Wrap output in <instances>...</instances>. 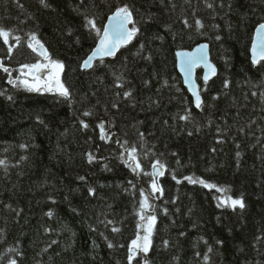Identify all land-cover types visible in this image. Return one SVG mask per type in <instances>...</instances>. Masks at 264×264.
<instances>
[{"label":"trees","instance_id":"obj_1","mask_svg":"<svg viewBox=\"0 0 264 264\" xmlns=\"http://www.w3.org/2000/svg\"><path fill=\"white\" fill-rule=\"evenodd\" d=\"M46 3L0 0V27L21 38L19 46L0 40L9 70L0 68V264H129L131 241L146 234L144 197L156 222L147 257L138 252L132 264H264V62L254 66L250 53L264 0ZM123 5L139 32L85 72L99 40L85 17L102 30ZM31 34L64 64L70 99L20 83L22 65L47 61L27 46ZM201 43L219 73L205 85L198 71L197 109L176 52ZM156 161L163 174L153 176ZM229 197L245 208L233 210Z\"/></svg>","mask_w":264,"mask_h":264},{"label":"snow or ice","instance_id":"obj_2","mask_svg":"<svg viewBox=\"0 0 264 264\" xmlns=\"http://www.w3.org/2000/svg\"><path fill=\"white\" fill-rule=\"evenodd\" d=\"M83 3V0H81ZM40 3L43 7L47 8L49 5L46 3V0H40ZM209 8L212 7L211 4L207 5ZM22 8L23 5H20ZM86 24L85 27L89 28L90 30H94L96 32V35L99 37V43L95 47V49L92 51L91 55L85 59L81 65L82 68L87 69L92 67L94 58H99L100 63L103 64V58L105 56L108 57H114L116 55V52L122 47L127 45L132 41V39L137 35L139 32V28L136 27L134 18H133V11L131 10L130 6L123 5L118 6L115 11L108 17V24L101 30L97 28L95 20L85 17ZM185 25H187V21H184ZM197 25L199 27H202L201 22L199 20L196 21ZM129 25H132V27H129ZM101 31L103 32V35H101ZM10 37L15 40L16 46H19L20 43V37L19 36H12L10 30H7L3 27H0V40L3 41L5 45L9 44ZM217 40L220 39L219 36L216 37ZM33 52L40 54L44 57L45 60L48 61L46 64L41 63H33V64H24L21 66V72L23 73L25 69L28 70V74L33 75V81L35 83H29L27 80H22L20 83L24 84L29 91H40L39 82L34 75L37 72H40L44 68L51 69L50 73V79L55 80V89L52 87H49L47 84L45 85V90L47 91H56L59 96L70 99L71 93L68 88L64 86L63 83L60 81V73L64 69V64L60 61L52 60L48 56L47 49L44 48V45L37 39L35 34H31L30 36V42L27 45ZM143 47V46H142ZM208 45L202 44L199 45L194 52H178L177 56L180 60V68L181 71L185 74V82L188 84L190 90H192L193 95L195 96V102L196 107L200 108L202 104V100L200 95L197 93L194 84L189 79L191 75V70L201 64L205 66V68L208 69V71L205 73L203 79L205 85H207L208 80L211 76H214L216 74L215 66L210 63L208 60ZM13 51V47L9 46L8 53L11 55ZM251 62L255 66L259 64L261 61H264V23L259 24V26L256 28L255 31V38L253 40L252 46H251ZM264 67V65H262ZM0 68L3 69L4 72H8V68L3 66V63L0 62ZM10 75V73H9ZM117 80H120V77L116 78ZM13 81L9 80V83H12ZM117 87H120L121 85L117 83ZM224 87H228V81L224 82ZM253 95H256V93H253ZM264 95V94H262ZM132 96L131 91H126L124 93V98L128 99ZM217 97H213V99H216ZM113 107H116L114 104ZM83 115L88 116L90 115L89 112H84ZM180 119L187 120L189 119L188 114H185L184 116H181ZM81 124L84 128H87L88 125L81 121ZM101 128V139H104L103 134V128L104 125L101 123L99 125ZM192 133L190 132L189 135ZM141 136H143V133H141ZM137 149L135 147H132L130 150H128V157L131 160H136V153ZM239 155V153H237ZM89 162L93 159L91 154H89ZM4 164V161L0 160V165ZM159 165V168L157 167ZM153 172L152 175L155 176L157 174L162 175L163 172L161 169H163V164H161L159 161H156L151 165ZM140 168L139 162L135 164V167L133 168V171H136V169ZM175 178V177H174ZM82 179V178H81ZM189 181V183H197L196 180L192 179L191 177H186ZM179 183V181H177ZM200 184L204 185V187L207 188H213L216 187L215 185H210L206 183L203 180L198 181ZM131 183V182H129ZM152 191L157 192L161 191L160 188L157 187L156 183L153 181L152 183ZM217 191H223L221 188H217ZM90 194L92 193V190L89 189ZM141 196H144L143 191H141ZM231 201L230 206L235 210L237 207H239L241 210L245 208V202L243 198L239 199H233L231 197L228 198ZM221 203H225V201H221ZM219 206V205H218ZM151 207V205L148 203V198L144 197V199L140 202V211L139 216L142 221L146 220L147 224L145 226V235L141 237L140 235H137L136 239L131 241V245L128 249L129 255H128V262L129 264H132V260L137 255L138 252L143 253L145 257H147V254L149 252V249L151 247V235L153 230V225L155 223L156 217L154 215L148 214L146 215L147 210ZM166 211V210H165ZM49 217H51L52 213H48ZM109 224L112 223V221H108ZM139 227V225H138ZM113 232H118L119 229L116 227H113L111 229ZM165 246H167L168 241H164ZM108 248H113L114 245L109 242ZM211 251V249H209ZM11 264H16V261H11ZM144 264H148V260L145 259Z\"/></svg>","mask_w":264,"mask_h":264},{"label":"water","instance_id":"obj_3","mask_svg":"<svg viewBox=\"0 0 264 264\" xmlns=\"http://www.w3.org/2000/svg\"><path fill=\"white\" fill-rule=\"evenodd\" d=\"M133 18H134V17H133ZM107 24H108V20H107L105 26H106ZM129 27H132V25H129ZM102 35H103V32H102ZM254 38H255V35H254ZM254 38H253V40H254ZM133 39H134V38H133ZM133 39H132V41H131L130 43H128L127 45L122 46V47L116 52V55H115L114 57H116V56L121 52V50H122L124 47L129 46V45L133 42ZM98 43H99V40H98L97 44H98ZM252 43H253V42H252ZM97 44H96V46H97ZM202 44H207V45H208V49H207V51H208V60L210 61V63H211L212 65L215 66V69H216V74H215L214 76H211L210 79L208 80V82H211V81H213V80L218 76L219 71H218V68H217L216 64H215V63L213 62V60H212V54H211V46H210V44H208V43H201V44H199V45H202ZM199 45H197V46L194 47L193 49H183V50H179V51L176 52L177 69H178V71H179V73H180V75H181V77H182V79H183L184 86L187 88L188 92L190 93V95L192 96V98H193V100H194V105H195V107H196L195 96L193 95L192 90H190L188 84L185 82V74H184V72L181 71V68H180V60H179V57L177 56V53H178V52H194L195 49H196ZM44 48H45V46H44ZM45 49H46V48H45ZM94 49H95V48H94ZM94 49H93V50H94ZM250 53H251V51H250ZM39 55H40V54H39ZM90 55H91V54H90ZM42 57H43V56H42ZM114 57H108V56H105V57L103 58V61H104V60H107V59L114 58ZM251 57H252V53H251ZM99 61H100L99 58H94V60H93V64H92V67L87 68V69H84V68H83V70H84L85 72L90 71V70L94 67V65H95L97 62H99ZM261 62H264V61H261ZM261 62H260V63H261ZM260 63H259V64H260ZM257 65H258V64H257ZM199 70L202 71V76H203V77H204L205 73L208 71V69L205 68V66H204L203 64H201V65H199V66H197V67H195V68H193V69L191 70V75H190L189 79H190L191 82L194 84L197 93H198V94L200 95V97H201V100H202L201 107H202V105H203V97H202V95H201L200 85H199V82H198V71H199ZM203 80H204V79H203ZM201 107H200V108H201ZM196 108H197V107H196ZM200 108H197V109H200Z\"/></svg>","mask_w":264,"mask_h":264},{"label":"rangeland","instance_id":"obj_4","mask_svg":"<svg viewBox=\"0 0 264 264\" xmlns=\"http://www.w3.org/2000/svg\"><path fill=\"white\" fill-rule=\"evenodd\" d=\"M41 64H46L48 63V61H44V62H40ZM50 73H51V69L49 68H44L42 69L40 72L35 73L34 75L36 76L38 82H39V86L40 89H45V85L47 84L49 87H52L53 89H55V80L54 79H50ZM62 74L63 71L60 73V81L61 83H63V79H62ZM24 75V79L23 80H27L30 84L31 83H35V81H33V75L28 74V70L25 69L23 72ZM156 222V220H155ZM147 224V221L145 223V226ZM155 223L153 225V229H154ZM153 232V230H152ZM144 236V235H143ZM151 239V237H150Z\"/></svg>","mask_w":264,"mask_h":264}]
</instances>
